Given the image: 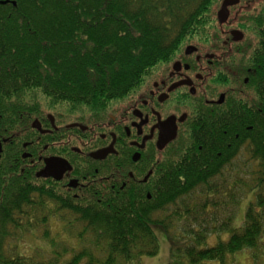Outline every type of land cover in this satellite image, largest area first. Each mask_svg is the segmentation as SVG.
<instances>
[{
    "label": "trees",
    "instance_id": "1",
    "mask_svg": "<svg viewBox=\"0 0 264 264\" xmlns=\"http://www.w3.org/2000/svg\"><path fill=\"white\" fill-rule=\"evenodd\" d=\"M221 2L0 0V99L9 104L40 93L52 104L100 112L132 94L187 45L208 40ZM256 27L249 84L239 96L231 94L207 128L194 127L192 140L182 142L181 153L167 163L161 193L151 200L131 192L57 198L1 164L0 264H130L159 255L160 230L174 264H185L184 259L225 264L229 255L258 250L264 236V20ZM242 153L250 157L244 166L254 165L250 184L239 177L229 182L226 176ZM249 189L256 201L249 204L243 225L234 229L239 202ZM220 196L226 202L214 199ZM51 202L57 209L49 212ZM222 213L225 218L217 224ZM54 214L67 233L88 245L76 250L52 239ZM41 227L55 249L51 258L25 257L10 249L17 232ZM223 233H230L228 241L203 248L209 236ZM69 254L70 260L63 261Z\"/></svg>",
    "mask_w": 264,
    "mask_h": 264
},
{
    "label": "flooded vegetation",
    "instance_id": "2",
    "mask_svg": "<svg viewBox=\"0 0 264 264\" xmlns=\"http://www.w3.org/2000/svg\"><path fill=\"white\" fill-rule=\"evenodd\" d=\"M224 1L208 40L187 45L100 112L52 104L40 93L9 104L0 99V165L57 198L131 192L151 200L160 194L167 163L181 153V143L192 140L195 126L207 128L232 93L242 94L254 71L249 61L258 39L250 35L256 38L257 22L264 20V0H238L220 24ZM172 128L176 138L161 149L160 137ZM47 205L49 212L57 209Z\"/></svg>",
    "mask_w": 264,
    "mask_h": 264
},
{
    "label": "rangeland",
    "instance_id": "3",
    "mask_svg": "<svg viewBox=\"0 0 264 264\" xmlns=\"http://www.w3.org/2000/svg\"><path fill=\"white\" fill-rule=\"evenodd\" d=\"M251 33H253V31ZM250 37H253L254 39H258L257 34H256V38L253 34L250 35ZM227 90H228V87H227ZM244 90L245 89L243 88V91ZM239 95L240 94L237 93V96ZM249 158L250 157H248L246 153H242L236 159L237 161L234 163L233 171H229L226 173V176L231 178V179L228 178L229 182H231L233 179H236L237 177L242 178L246 183L250 184V182H252L251 181L252 176L249 173L254 170V165H252L251 163L249 164L247 163V166L246 167L244 166V163H246ZM222 181H224V178H222ZM223 192L225 191L223 190ZM198 198L199 197L195 199H198ZM214 199L222 203L226 202L227 200L224 196H220V198H214ZM255 201H256L255 192L250 191L245 194V196L239 202L237 212L235 213L236 217L234 221L232 222V228L238 229L243 225V221H244L247 208L250 203L255 202ZM64 217L66 219L69 218V216L67 215H64ZM159 217H163V215L161 214L159 215ZM219 217H220V220L218 221L217 224H220L222 219L224 220L225 213H222L221 215H219ZM190 222L191 224H195V223H192V218L190 219ZM183 224L184 222L179 223L178 228L179 229L183 228L182 226ZM64 227L65 225L62 223L58 215L55 218H52L50 222V227H49L51 238L55 240H59L58 242H60V244L67 243L69 245H73V247L76 250L88 245L87 242H79V240L76 238V235L73 236L67 233ZM194 227H198V226H194ZM43 231L44 230L41 227L39 228L38 232L30 231V232H25L23 234H20L19 232H17L15 237L18 239H16L12 243H9L11 246L10 249L14 251L16 248V252L19 255L25 256V257L35 256L38 259L45 258V257H47V259L51 258L52 257V255H50L51 251L52 250L55 251V249L52 247V245L47 243L46 240H44ZM33 232H37V233H33ZM158 236H159V242H160L159 255L156 257H143L142 259L133 261L130 264H174L175 261L177 260L171 257L170 243L167 239L166 233L160 230V232L158 233ZM229 237H230V233H223L221 235H216V234L211 235L207 238L206 244L203 245V248L215 246L219 241H224V242L228 241ZM71 256H72L71 254L65 255L63 257V261L70 260ZM183 263L189 264V262L185 259L183 260ZM203 264H221V263L218 261H206ZM225 264H264V236L262 240L260 241V248L258 250L246 249L236 254L229 255Z\"/></svg>",
    "mask_w": 264,
    "mask_h": 264
},
{
    "label": "water",
    "instance_id": "4",
    "mask_svg": "<svg viewBox=\"0 0 264 264\" xmlns=\"http://www.w3.org/2000/svg\"><path fill=\"white\" fill-rule=\"evenodd\" d=\"M238 3V0H225L223 2L222 8L218 13V19L220 24H223L227 21L228 17H229V11H228V7L236 5ZM2 4H7V2H2ZM189 49V48H188ZM176 129L174 133H168V134H164L160 137L159 140V147L161 149H163L169 142L173 141L176 138ZM1 153H2V145L0 144V159H1ZM42 177H49L48 172H43L41 173Z\"/></svg>",
    "mask_w": 264,
    "mask_h": 264
},
{
    "label": "bare ground",
    "instance_id": "5",
    "mask_svg": "<svg viewBox=\"0 0 264 264\" xmlns=\"http://www.w3.org/2000/svg\"><path fill=\"white\" fill-rule=\"evenodd\" d=\"M8 83V81H6Z\"/></svg>",
    "mask_w": 264,
    "mask_h": 264
}]
</instances>
